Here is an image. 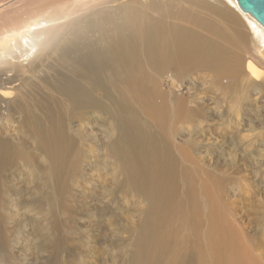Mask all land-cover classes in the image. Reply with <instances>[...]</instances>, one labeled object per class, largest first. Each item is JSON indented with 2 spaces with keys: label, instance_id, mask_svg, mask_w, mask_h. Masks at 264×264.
Listing matches in <instances>:
<instances>
[{
  "label": "bare ground",
  "instance_id": "1",
  "mask_svg": "<svg viewBox=\"0 0 264 264\" xmlns=\"http://www.w3.org/2000/svg\"><path fill=\"white\" fill-rule=\"evenodd\" d=\"M252 36L262 49L264 27L237 0H0V244H22L24 225L34 233L32 211L49 199L89 214L129 195L144 203L132 264H198L199 213L213 200L206 189L200 201L181 163L196 141H179L175 124L205 114L174 85L198 64L261 83L263 62L245 58ZM205 223L225 264L228 234L210 211Z\"/></svg>",
  "mask_w": 264,
  "mask_h": 264
},
{
  "label": "rangeland",
  "instance_id": "2",
  "mask_svg": "<svg viewBox=\"0 0 264 264\" xmlns=\"http://www.w3.org/2000/svg\"><path fill=\"white\" fill-rule=\"evenodd\" d=\"M247 48L245 58L251 54L259 57L264 68V47L258 48L255 37H250ZM246 74L244 69L232 76L222 67L201 68L198 64L174 85L176 97H189L205 114V119L192 117L193 127L185 120L175 124L179 141L189 137L196 141L194 149L181 156V163L195 169L200 201L205 204L206 189L213 200L212 209L204 206L199 213V240L206 247L198 264H217L206 245L205 236L213 240L212 246L220 236L204 229L209 211L219 218L229 237L225 264H264V75L261 83L253 82L247 89L251 82ZM167 77L174 75H166L164 88L171 85ZM18 186H26L23 191L28 198L31 185ZM112 198L89 203L96 206L87 210L89 214L78 210V200L72 202L76 213L58 212L54 199L35 207L29 219L35 225L34 233L30 225H24L19 233L22 244L10 250L7 244H0V264H132L133 242L143 227L144 203L129 195ZM114 205L115 213L108 217ZM19 210L25 213L23 205ZM96 215L104 221L102 226L95 222ZM42 227H47L51 239L46 251L40 237Z\"/></svg>",
  "mask_w": 264,
  "mask_h": 264
},
{
  "label": "water",
  "instance_id": "3",
  "mask_svg": "<svg viewBox=\"0 0 264 264\" xmlns=\"http://www.w3.org/2000/svg\"><path fill=\"white\" fill-rule=\"evenodd\" d=\"M240 9L250 14L264 27V0H237Z\"/></svg>",
  "mask_w": 264,
  "mask_h": 264
}]
</instances>
